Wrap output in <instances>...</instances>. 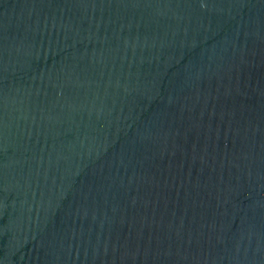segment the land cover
<instances>
[{
  "label": "water",
  "instance_id": "water-1",
  "mask_svg": "<svg viewBox=\"0 0 264 264\" xmlns=\"http://www.w3.org/2000/svg\"><path fill=\"white\" fill-rule=\"evenodd\" d=\"M0 264H264V0H0Z\"/></svg>",
  "mask_w": 264,
  "mask_h": 264
}]
</instances>
